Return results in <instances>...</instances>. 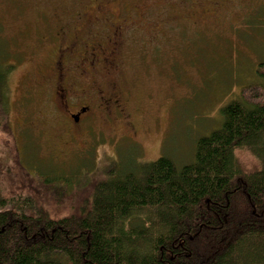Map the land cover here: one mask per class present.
Returning <instances> with one entry per match:
<instances>
[{"label": "rangeland", "instance_id": "1", "mask_svg": "<svg viewBox=\"0 0 264 264\" xmlns=\"http://www.w3.org/2000/svg\"><path fill=\"white\" fill-rule=\"evenodd\" d=\"M147 1L0 0V60L14 66L8 81L10 130L0 128V195L21 191L51 216L77 214L116 160L124 167L133 159L140 165L160 157L178 167L188 163L196 141L221 125L220 109L262 83L257 69L264 62V0H215L217 13L210 0H200L188 13L190 22L182 24L164 19L163 1ZM99 5L110 15L142 5L150 10L147 22L164 28L150 39L149 26L135 19L141 26L122 40L119 73L100 66L101 82L117 84L131 118L94 119L87 135L72 141L75 148L86 146L81 153L64 146L69 137L47 112L46 97L38 99L39 89L27 101L22 95L54 57L57 42L49 40L50 33L62 24L74 36L82 28L83 9ZM109 20L94 27L103 46L115 18ZM64 149V156H56ZM242 158L253 168L255 160ZM46 178L50 187L43 184Z\"/></svg>", "mask_w": 264, "mask_h": 264}, {"label": "trees", "instance_id": "2", "mask_svg": "<svg viewBox=\"0 0 264 264\" xmlns=\"http://www.w3.org/2000/svg\"><path fill=\"white\" fill-rule=\"evenodd\" d=\"M13 68L0 60L8 130ZM257 75L262 83L220 109L219 128L180 167L116 160L72 215L51 216L25 192L0 195V264H264V62Z\"/></svg>", "mask_w": 264, "mask_h": 264}, {"label": "flooded vegetation", "instance_id": "3", "mask_svg": "<svg viewBox=\"0 0 264 264\" xmlns=\"http://www.w3.org/2000/svg\"><path fill=\"white\" fill-rule=\"evenodd\" d=\"M157 1H163L165 4L164 19L174 24L189 23L188 13L190 14L193 7L200 6V0ZM154 2L155 0H148L146 4L151 6ZM219 3L215 0L209 2L216 13ZM149 11L142 10V5H133L130 10H120L110 15L106 14L100 5L95 10L85 7L78 17L82 28L78 29L74 36L69 37L66 31L68 27L62 24L52 36L50 33L49 40L57 42L54 57L48 67L44 64L39 70L41 76L32 80L30 86L24 87L22 100L27 101L32 91H36L34 88L39 89L38 99L46 97L50 103L47 105V112L52 119L60 123L61 132L69 137V141L64 142L68 150L72 147L73 151L82 153L86 149V146L73 147L72 141L77 143V137L82 132L84 134L80 135L81 137L87 135L94 119L98 120L103 116L107 122L119 118L130 120L131 115L125 111L123 94L117 84L101 82L100 66L109 64L111 72L119 73L122 40L125 35L135 33L141 26H138L135 19L149 26L150 39L163 33L164 27L147 22ZM110 17L115 18V21L110 23V34L105 37L106 46H103L102 33L94 31V27L110 21ZM83 34L85 38L81 39ZM29 56L32 57L33 54L30 52ZM81 141L82 139L79 144ZM68 150L64 149V152L56 156L62 157Z\"/></svg>", "mask_w": 264, "mask_h": 264}]
</instances>
